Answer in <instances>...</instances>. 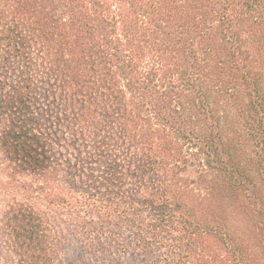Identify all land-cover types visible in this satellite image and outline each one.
I'll use <instances>...</instances> for the list:
<instances>
[{"label":"trees","instance_id":"obj_1","mask_svg":"<svg viewBox=\"0 0 264 264\" xmlns=\"http://www.w3.org/2000/svg\"><path fill=\"white\" fill-rule=\"evenodd\" d=\"M0 163L19 264H264V0H0Z\"/></svg>","mask_w":264,"mask_h":264},{"label":"rangeland","instance_id":"obj_2","mask_svg":"<svg viewBox=\"0 0 264 264\" xmlns=\"http://www.w3.org/2000/svg\"><path fill=\"white\" fill-rule=\"evenodd\" d=\"M1 164V163H0ZM8 169L0 165V218L5 203L11 198L28 199L30 191L27 187H19L7 176ZM30 181L31 177L23 176ZM199 186V185H198ZM59 224L57 240L58 258L56 264H152L150 255L134 253L133 247L127 246L125 251H119L110 246L106 250L99 247V243L86 236L78 222L69 221ZM128 238V233L124 236ZM0 264H19L7 250L0 223ZM162 264V263H160Z\"/></svg>","mask_w":264,"mask_h":264}]
</instances>
